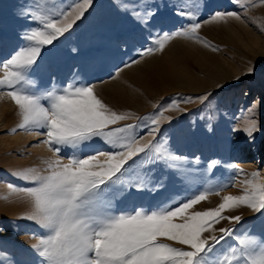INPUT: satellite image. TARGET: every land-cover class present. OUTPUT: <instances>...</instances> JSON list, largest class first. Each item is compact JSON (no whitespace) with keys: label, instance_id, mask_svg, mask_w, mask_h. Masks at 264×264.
<instances>
[{"label":"snow or ice","instance_id":"snow-or-ice-1","mask_svg":"<svg viewBox=\"0 0 264 264\" xmlns=\"http://www.w3.org/2000/svg\"><path fill=\"white\" fill-rule=\"evenodd\" d=\"M45 2L30 0L21 6L17 15L25 23L12 37L17 46L0 61V90L15 102L21 117L10 134L23 130L43 135L41 143L52 153L42 169L25 168L10 173L24 185L6 182L10 193L29 205L28 213L16 220L30 221L42 230L30 233L36 240L30 245L37 257L36 264H264V245L258 246L254 237L241 238L236 232L235 225L241 223L242 216L226 214L247 207L264 215V184L255 182L262 177L260 169L251 173V180L242 182L243 194L224 195L218 206L206 210H197L196 206L210 194L219 195L234 187L237 177L244 173L238 164L227 165L233 170L227 180L218 184L209 181L206 190L183 200L167 197L154 207L114 208L116 200L133 192L166 197L169 176L189 179L190 173L200 171L195 167L201 163L199 156L190 159L173 152L161 117L169 109L183 113L185 110L178 107L180 103L198 101L207 107L212 94L181 96L170 104L156 105L157 111L141 117L109 105L95 86L75 71L61 87L56 86L53 76L47 91H34L35 81L30 76L39 74L60 38L90 14L94 5V0H78L67 9H45ZM113 2L122 15L143 30L153 26L159 14V6L150 0ZM232 2L240 12H214L211 18H246L250 8L264 5V0ZM173 11L188 20L189 25L171 32L148 31L145 44L136 50L137 58L124 63L117 73L139 64L146 55L163 52L166 43L176 37H189L212 51L220 50L199 35L204 22L199 19L198 4L184 0ZM253 71L249 69V73ZM43 100L48 101V106H44ZM133 119L135 123H122ZM173 119L168 116L166 122L170 125ZM206 119L211 130L214 117ZM238 124L242 126L234 124L231 130L245 133L249 143H254L256 133L264 130L255 104L245 110ZM96 141L109 151H83L92 148ZM220 165L221 161L210 159L205 170ZM7 228L18 231L19 225L15 220L7 225L0 222V234ZM229 238L238 239L239 246L225 248ZM6 255L0 252V256Z\"/></svg>","mask_w":264,"mask_h":264},{"label":"rangeland","instance_id":"rangeland-1","mask_svg":"<svg viewBox=\"0 0 264 264\" xmlns=\"http://www.w3.org/2000/svg\"><path fill=\"white\" fill-rule=\"evenodd\" d=\"M77 2L46 0L43 7L67 9ZM150 2L159 6V14L153 26L143 30L130 17L122 15L113 0H94L91 13L78 21L70 33L60 38L55 50L45 58V65L39 74L30 76L35 81L32 88L45 92L52 86L53 76L56 86L61 87L74 71L81 78L86 73L90 75L86 81L95 86L105 102L141 117L157 111L156 105L170 104L181 96L211 93L207 107L198 101L180 103L178 107L185 110L183 113L169 109L161 117L173 152L190 159L199 156L201 163L195 167L200 171L190 173L189 179L169 176L166 197L151 192L143 195L133 192L127 198L116 200L114 208L131 210L137 206L154 207L167 197L183 200L206 190L209 181L218 184L227 180L233 175V170L227 165L238 164L244 173L237 177V184L219 195L210 194L207 200L196 206L197 210L213 208L218 206L224 195L243 194L245 185L242 182L251 180V173L257 169L261 170L262 177L255 182L264 184V130L256 133L254 143H249L245 133L231 130L234 124L242 126L238 121H242L245 110L253 104L256 105L258 118L264 123V5L250 8L245 14L246 18L242 15L239 19L230 16L213 19L214 12H240L241 9L232 0H190L191 4L199 5V19L204 22L199 35L220 50L212 51L204 43L189 37H178L181 41L176 37L166 43L163 52L146 55L140 61L144 63L137 72L122 74L124 68L117 73L124 63L137 58L136 50L145 44L148 31L162 29L171 32L190 23L173 11L184 0ZM29 3L30 0H0V61L9 57L17 46L13 34L25 23L17 14L21 6ZM193 41L200 45L193 47ZM104 58L109 59V64L103 61ZM180 68L193 76L195 85L191 92L183 90L180 85ZM250 68L254 69L251 73ZM2 76L3 71H0ZM8 98L11 99L0 90V222L7 225L15 220L19 230L7 228L0 234V252L7 253L0 256V264H10L12 261L15 264H36L37 257L30 248L36 240L30 233H41L42 230L30 221L16 220V217L28 213L29 205L11 194L6 182L24 185L25 182L10 173L25 168L42 169L44 161L52 153L46 144L41 143L45 139L43 135L23 130L10 134V130L20 123L21 117L14 101L10 107L5 104ZM42 103L48 106L47 100ZM168 116L174 117L170 125L166 122ZM209 116L214 117L211 130L206 119ZM135 122L133 119L122 123ZM94 149L109 151L100 141L83 151L88 153ZM210 159L221 161V165L206 171ZM226 214L242 216L241 223L235 225L239 237H254L258 246L264 245V215L247 207ZM222 223L228 226L227 222ZM229 246H239V240L229 238L224 247Z\"/></svg>","mask_w":264,"mask_h":264},{"label":"bare ground","instance_id":"bare-ground-1","mask_svg":"<svg viewBox=\"0 0 264 264\" xmlns=\"http://www.w3.org/2000/svg\"><path fill=\"white\" fill-rule=\"evenodd\" d=\"M177 40L178 41H181V39L178 38V37H177ZM179 43H181V42H179ZM191 44H193L192 45L193 47H196V46H199L200 45V43H198L197 41H193V42H191ZM103 61L106 62L107 64H109V59L108 58H104ZM142 63H144V62H140L139 64L133 65L130 68H126L121 73L122 74H132V73H135V72H137L139 66H141ZM95 71H93V72H95ZM179 73L181 74V76H180V85L182 86L183 90H187V91H190V92L192 90H194L195 82L193 81V76L190 73L186 72L185 70H182L181 68L179 69ZM89 77H90V75H88L86 73H83L82 78L84 80H88ZM56 85H57V82H56ZM6 100L7 101H6L5 104L10 107L11 104H12L11 102H13V101H11V99H9V98L6 99Z\"/></svg>","mask_w":264,"mask_h":264}]
</instances>
